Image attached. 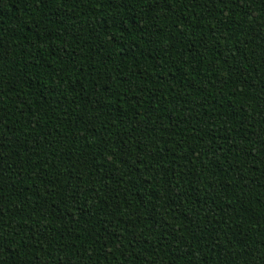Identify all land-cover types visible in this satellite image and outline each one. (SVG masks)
Returning <instances> with one entry per match:
<instances>
[{"label": "trees", "instance_id": "1", "mask_svg": "<svg viewBox=\"0 0 264 264\" xmlns=\"http://www.w3.org/2000/svg\"><path fill=\"white\" fill-rule=\"evenodd\" d=\"M0 264H264V0H0Z\"/></svg>", "mask_w": 264, "mask_h": 264}]
</instances>
